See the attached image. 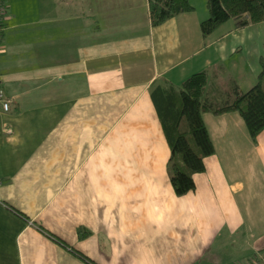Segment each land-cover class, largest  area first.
Masks as SVG:
<instances>
[{
  "label": "crops",
  "instance_id": "obj_1",
  "mask_svg": "<svg viewBox=\"0 0 264 264\" xmlns=\"http://www.w3.org/2000/svg\"><path fill=\"white\" fill-rule=\"evenodd\" d=\"M8 0L0 86V264H249L264 257V129L204 111L215 152L171 183L155 93L206 71L220 105L259 80L264 21L203 35L206 6Z\"/></svg>",
  "mask_w": 264,
  "mask_h": 264
},
{
  "label": "trees",
  "instance_id": "obj_2",
  "mask_svg": "<svg viewBox=\"0 0 264 264\" xmlns=\"http://www.w3.org/2000/svg\"><path fill=\"white\" fill-rule=\"evenodd\" d=\"M209 16L200 28L208 35L230 19L237 28L264 21V0H206ZM151 23L155 26L181 13L192 11L190 0H148ZM258 82L232 101L214 105L204 100L208 82L206 71L195 72L180 86L160 87L155 103L171 148L168 170L178 195L196 187L194 175L205 170V158L215 152L209 130L203 120L204 111L223 113L238 111L256 140L264 129V58Z\"/></svg>",
  "mask_w": 264,
  "mask_h": 264
},
{
  "label": "built area",
  "instance_id": "obj_3",
  "mask_svg": "<svg viewBox=\"0 0 264 264\" xmlns=\"http://www.w3.org/2000/svg\"><path fill=\"white\" fill-rule=\"evenodd\" d=\"M8 11V0H0V52L3 47L4 32L6 29V19ZM12 99L6 94L3 87L0 86V111H8L11 108ZM249 264H264V257H257Z\"/></svg>",
  "mask_w": 264,
  "mask_h": 264
},
{
  "label": "rangeland",
  "instance_id": "obj_4",
  "mask_svg": "<svg viewBox=\"0 0 264 264\" xmlns=\"http://www.w3.org/2000/svg\"><path fill=\"white\" fill-rule=\"evenodd\" d=\"M195 3L197 1V5L199 6V8L201 7L200 5L202 4L203 6H206L205 4H207L206 0H194Z\"/></svg>",
  "mask_w": 264,
  "mask_h": 264
}]
</instances>
